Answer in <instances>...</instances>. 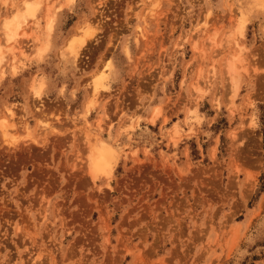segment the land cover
Wrapping results in <instances>:
<instances>
[{
  "label": "rangeland",
  "instance_id": "1",
  "mask_svg": "<svg viewBox=\"0 0 264 264\" xmlns=\"http://www.w3.org/2000/svg\"><path fill=\"white\" fill-rule=\"evenodd\" d=\"M23 1L0 0V264H264V0H41L12 54Z\"/></svg>",
  "mask_w": 264,
  "mask_h": 264
},
{
  "label": "bare ground",
  "instance_id": "2",
  "mask_svg": "<svg viewBox=\"0 0 264 264\" xmlns=\"http://www.w3.org/2000/svg\"><path fill=\"white\" fill-rule=\"evenodd\" d=\"M40 4H41V0H28V1L25 0V1H23V5L21 6L22 8L15 9V10L11 11L10 15L2 20L1 30L3 31L4 41L5 42H12L7 47V50L9 52H11L12 54H14L15 50L17 49L15 44L17 43L19 31L21 30L22 26L25 24L27 19H33L36 17V14H37V11L40 7ZM51 24H52V13H51L50 7L47 6V11L45 13V25H46L47 30L51 29ZM91 37H92V34H89V33L84 34L82 39H81V43L88 41L89 39H91ZM1 48H2V45L0 44V63L2 62V60L4 58ZM22 50H23V48H21V53L24 56L25 53ZM37 50L40 51L41 47L40 48L38 47ZM226 67H227L226 68L227 71L229 73H232V71H233L232 61H229L228 64L226 65ZM106 72H107L106 69H102L99 77H97L93 81L92 90H91V97L86 104L87 109H89V106H91L95 103L96 95L101 90H103L105 88V85H104L105 82L104 81L106 79ZM36 91L37 90H35L34 92L36 94H38V91L37 92ZM12 107H8L6 109V114L8 116H11L13 114V108ZM8 126H10V124H7L6 119L1 118L0 119V131H1V133L3 134L4 137H8V139H10L8 142L14 143L16 138L13 136L12 130H10ZM84 138H85V144L87 146V160L86 161H87V166H88L89 172L92 175H94L97 172H101L105 176L109 177L111 172H112L113 166L110 163V161L107 159V156L105 155L104 149H102L100 146H98L96 140L93 137H91L89 135H85ZM101 146H103V145H101ZM111 160H113V159H111Z\"/></svg>",
  "mask_w": 264,
  "mask_h": 264
}]
</instances>
